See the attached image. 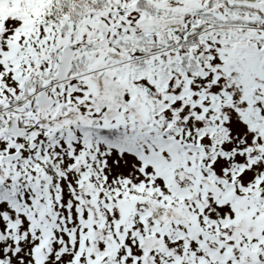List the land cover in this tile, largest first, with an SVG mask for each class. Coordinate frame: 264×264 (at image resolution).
I'll use <instances>...</instances> for the list:
<instances>
[{"label":"snow or ice","instance_id":"obj_1","mask_svg":"<svg viewBox=\"0 0 264 264\" xmlns=\"http://www.w3.org/2000/svg\"><path fill=\"white\" fill-rule=\"evenodd\" d=\"M0 264H264V0H0Z\"/></svg>","mask_w":264,"mask_h":264}]
</instances>
